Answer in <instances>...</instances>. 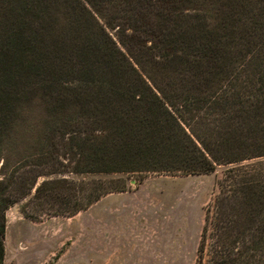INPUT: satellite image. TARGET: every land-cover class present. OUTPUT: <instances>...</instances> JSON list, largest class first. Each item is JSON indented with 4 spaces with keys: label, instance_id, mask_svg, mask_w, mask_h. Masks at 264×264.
<instances>
[{
    "label": "trees",
    "instance_id": "obj_1",
    "mask_svg": "<svg viewBox=\"0 0 264 264\" xmlns=\"http://www.w3.org/2000/svg\"><path fill=\"white\" fill-rule=\"evenodd\" d=\"M251 1L0 0V264L6 210L32 188L21 206L32 219L127 190L120 178L40 176L216 165L228 168L197 264H264V52L228 30ZM57 136L68 170L48 149Z\"/></svg>",
    "mask_w": 264,
    "mask_h": 264
},
{
    "label": "rangeland",
    "instance_id": "obj_2",
    "mask_svg": "<svg viewBox=\"0 0 264 264\" xmlns=\"http://www.w3.org/2000/svg\"><path fill=\"white\" fill-rule=\"evenodd\" d=\"M263 16L264 0L251 1L241 20L229 24L228 30L260 42L264 52V33L254 29L257 18ZM105 29L117 40L121 28ZM53 142L48 149L56 157L57 170H68L72 161L67 140L57 136ZM226 168L216 165L207 173L188 174L69 172L40 176L36 185L56 178H120L126 181L127 190L108 193L71 216L43 213L32 219L21 212L22 204L34 194L32 188L6 210L3 264H197L206 211L213 210L218 181ZM138 179L141 182L136 184ZM210 242L208 239L206 254ZM203 264H209L208 255Z\"/></svg>",
    "mask_w": 264,
    "mask_h": 264
}]
</instances>
